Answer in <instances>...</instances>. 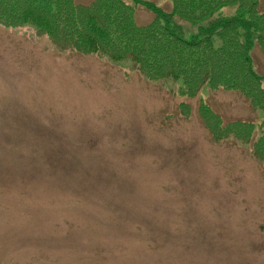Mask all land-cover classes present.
Returning <instances> with one entry per match:
<instances>
[{"label":"rangeland","instance_id":"obj_1","mask_svg":"<svg viewBox=\"0 0 264 264\" xmlns=\"http://www.w3.org/2000/svg\"><path fill=\"white\" fill-rule=\"evenodd\" d=\"M134 6L138 24L152 19ZM181 84L0 26V264H264V161L233 135L213 140L199 105L224 122L264 113Z\"/></svg>","mask_w":264,"mask_h":264},{"label":"trees","instance_id":"obj_2","mask_svg":"<svg viewBox=\"0 0 264 264\" xmlns=\"http://www.w3.org/2000/svg\"><path fill=\"white\" fill-rule=\"evenodd\" d=\"M161 7L151 0H0V26L33 27L63 50L103 54L111 60L130 59L149 79L180 78L181 96L210 89L237 91L251 107L264 113V75L254 69L252 49L264 57V10L260 0H168ZM134 5L153 13L146 24L134 18ZM175 20L197 25L186 38ZM218 36L215 46L212 36ZM199 112L215 141L233 135L248 143L264 161V116L224 122L206 103ZM260 134L254 135L257 131Z\"/></svg>","mask_w":264,"mask_h":264}]
</instances>
